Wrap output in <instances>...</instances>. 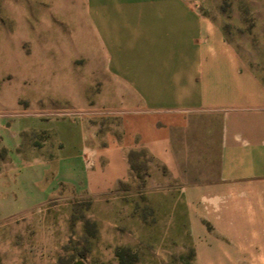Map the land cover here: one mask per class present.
Segmentation results:
<instances>
[{"label":"crops","instance_id":"obj_1","mask_svg":"<svg viewBox=\"0 0 264 264\" xmlns=\"http://www.w3.org/2000/svg\"><path fill=\"white\" fill-rule=\"evenodd\" d=\"M69 1L64 24L80 35L85 73L52 78L30 111L0 112L11 156L0 203L106 202L133 175L129 151L145 149L162 170L148 185L159 178L176 196L170 224L206 236L223 264H264V83L195 0Z\"/></svg>","mask_w":264,"mask_h":264},{"label":"rangeland","instance_id":"obj_2","mask_svg":"<svg viewBox=\"0 0 264 264\" xmlns=\"http://www.w3.org/2000/svg\"><path fill=\"white\" fill-rule=\"evenodd\" d=\"M195 1L264 83V0ZM69 3L0 0V112L30 111L37 93L55 85L52 78L85 73L80 35L64 24ZM102 119L118 124L115 116ZM32 135L25 134V141ZM0 160L2 172L11 163L4 147ZM133 165V175L105 195L106 202L55 194L39 208L19 211L1 195L0 264H223V258L208 256L206 236L193 242L170 224L176 196L164 193L159 178L148 185L153 170H161L158 162L138 149ZM205 228L213 227L205 222Z\"/></svg>","mask_w":264,"mask_h":264},{"label":"trees","instance_id":"obj_3","mask_svg":"<svg viewBox=\"0 0 264 264\" xmlns=\"http://www.w3.org/2000/svg\"><path fill=\"white\" fill-rule=\"evenodd\" d=\"M142 150V152H144V153H146L147 151L145 150V149H141ZM138 153V149H131L130 151H129V162H130V166H131V170H133L134 169V165H133V158H134V155L135 154H137ZM73 264H85L84 262H82V261H76V262H74Z\"/></svg>","mask_w":264,"mask_h":264}]
</instances>
